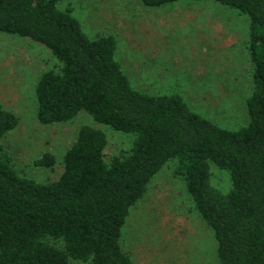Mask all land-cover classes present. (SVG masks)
Masks as SVG:
<instances>
[{"label":"trees","instance_id":"trees-1","mask_svg":"<svg viewBox=\"0 0 264 264\" xmlns=\"http://www.w3.org/2000/svg\"><path fill=\"white\" fill-rule=\"evenodd\" d=\"M59 1L0 0V32L44 46L54 60L34 86L36 120L65 123L84 112L130 143L108 153L105 132L82 124L62 155L60 174L48 181L19 174L0 152V264H134L122 247L123 226L169 160L212 231L218 263L264 264V0H210L249 20L251 91L247 121L236 129L179 95L134 87L115 57V36H88ZM176 1L182 0H141L147 6ZM18 122L0 103V139ZM54 162L48 151L33 160L44 167ZM213 166L226 172L225 188L212 183Z\"/></svg>","mask_w":264,"mask_h":264},{"label":"rangeland","instance_id":"rangeland-1","mask_svg":"<svg viewBox=\"0 0 264 264\" xmlns=\"http://www.w3.org/2000/svg\"><path fill=\"white\" fill-rule=\"evenodd\" d=\"M88 36L111 34L115 57L134 87L150 94H176L198 113L229 129L247 121L251 91L247 54L248 17L210 0H182L147 6L141 0H60ZM53 57L28 38L0 32V103L19 122L0 139L21 175L38 181L57 178L64 151L82 124L100 127L108 153L126 149L130 137L98 125L80 112L71 121L40 124L34 86ZM53 153L51 167L36 166L41 153ZM175 161L155 174L144 196L130 208L122 247L134 264H219L210 228L192 208L184 183L173 175ZM212 183L225 188V171L211 167ZM69 264H84L70 261Z\"/></svg>","mask_w":264,"mask_h":264}]
</instances>
